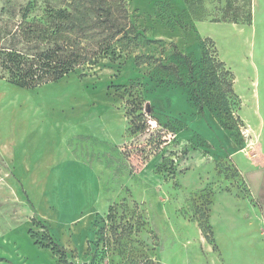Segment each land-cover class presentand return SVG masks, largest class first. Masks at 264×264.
<instances>
[{
	"label": "rangeland",
	"instance_id": "obj_1",
	"mask_svg": "<svg viewBox=\"0 0 264 264\" xmlns=\"http://www.w3.org/2000/svg\"><path fill=\"white\" fill-rule=\"evenodd\" d=\"M252 5L238 26L213 22L226 0H205L202 21L185 0H127L133 31L96 65L34 90L0 79V264H225L235 245L262 246L264 0ZM219 59L251 131L234 100L224 111ZM35 216L74 248L66 263L37 243Z\"/></svg>",
	"mask_w": 264,
	"mask_h": 264
},
{
	"label": "trees",
	"instance_id": "obj_2",
	"mask_svg": "<svg viewBox=\"0 0 264 264\" xmlns=\"http://www.w3.org/2000/svg\"><path fill=\"white\" fill-rule=\"evenodd\" d=\"M204 1L185 0L188 11L200 21L205 19V14H198V10L203 11ZM40 2L31 0L22 5L18 0H5L0 11V79L21 89L34 90L57 83L85 65H96L101 55L107 54L116 42L128 38L133 31L127 0H58L59 8L48 7L43 11L38 8ZM236 2L226 0L222 18L213 22L252 25V0H245V6H235ZM173 48L177 56L188 61L192 75L189 57L175 44ZM218 66L225 74L219 89L224 111L229 114L231 105L228 101L234 100L237 113L240 99L234 90V76L220 59ZM160 68L178 76V69L173 64H160ZM124 88L116 87L117 90ZM133 121V133L145 130V123L139 126ZM201 218L202 230L212 236L205 215ZM35 219L45 230L37 243L66 263L68 249L49 232V225L44 220L37 216Z\"/></svg>",
	"mask_w": 264,
	"mask_h": 264
},
{
	"label": "crops",
	"instance_id": "obj_3",
	"mask_svg": "<svg viewBox=\"0 0 264 264\" xmlns=\"http://www.w3.org/2000/svg\"><path fill=\"white\" fill-rule=\"evenodd\" d=\"M234 90H235V85H234ZM235 93L240 99V109L237 112V115H238L239 119L241 120V122L245 125V127L249 131H251L252 123L247 118V116L242 113V111L244 109H242L241 96L238 95L236 90H235ZM255 107H256L255 108V114H257V117H259V122H258L257 126L262 127L264 125V117H262V115H261L262 114L261 113V104H258V102H256ZM259 147H260L261 154H258V158H260L261 156L264 157V145L260 144V142H259ZM1 154L7 162H8V160H11L10 159L11 157L6 155L5 152L3 151V149H1ZM97 214H99V213H95V212L91 213V227L89 229L91 231V233L86 237V240L84 241V243L82 245V249H84V250H86L88 248V244L93 237L92 225H93V221L96 218ZM43 218H45V217L43 216ZM44 221L47 224L50 223V221H48L47 219ZM72 224H74V222H72ZM52 235L56 239H58L59 242L63 245V243H62V241H60L61 239L59 237H57L55 234H52ZM67 237H69V239H72L74 237V235L69 234V235H67ZM69 245L70 244H67V245L64 244L63 246H65L68 249V248H70ZM261 245L262 246L260 248H258V247L257 248H246V247H240L239 245H235V249L233 250V252L231 249L228 250L225 264H264V242ZM73 246H74V242H73ZM70 249H74V248L71 246Z\"/></svg>",
	"mask_w": 264,
	"mask_h": 264
},
{
	"label": "water",
	"instance_id": "obj_4",
	"mask_svg": "<svg viewBox=\"0 0 264 264\" xmlns=\"http://www.w3.org/2000/svg\"><path fill=\"white\" fill-rule=\"evenodd\" d=\"M150 112V111H149Z\"/></svg>",
	"mask_w": 264,
	"mask_h": 264
}]
</instances>
